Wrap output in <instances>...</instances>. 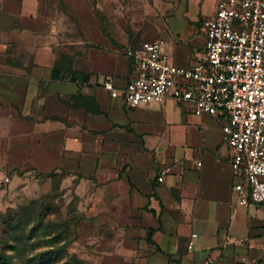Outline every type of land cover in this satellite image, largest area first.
Returning <instances> with one entry per match:
<instances>
[{
  "label": "crops",
  "instance_id": "0c3cea01",
  "mask_svg": "<svg viewBox=\"0 0 264 264\" xmlns=\"http://www.w3.org/2000/svg\"><path fill=\"white\" fill-rule=\"evenodd\" d=\"M216 1L0 0V209L61 173L113 228L117 264H264V205L232 201L219 119L102 87L128 81L125 50L144 41L193 65ZM65 55L83 81L52 76Z\"/></svg>",
  "mask_w": 264,
  "mask_h": 264
},
{
  "label": "built area",
  "instance_id": "2783aa9c",
  "mask_svg": "<svg viewBox=\"0 0 264 264\" xmlns=\"http://www.w3.org/2000/svg\"><path fill=\"white\" fill-rule=\"evenodd\" d=\"M204 49L193 65H175L162 41L126 48L130 76L121 87L110 77L102 87L128 108L191 101L195 113L221 123L231 152V199L264 205V0H217L201 25ZM162 180V176L159 177ZM192 238L197 234L193 233ZM193 246L192 241L188 248Z\"/></svg>",
  "mask_w": 264,
  "mask_h": 264
},
{
  "label": "rangeland",
  "instance_id": "374dc122",
  "mask_svg": "<svg viewBox=\"0 0 264 264\" xmlns=\"http://www.w3.org/2000/svg\"><path fill=\"white\" fill-rule=\"evenodd\" d=\"M35 175L31 197L0 209V264H117L113 228L95 220L84 194L64 187L61 173Z\"/></svg>",
  "mask_w": 264,
  "mask_h": 264
},
{
  "label": "trees",
  "instance_id": "16d2710c",
  "mask_svg": "<svg viewBox=\"0 0 264 264\" xmlns=\"http://www.w3.org/2000/svg\"><path fill=\"white\" fill-rule=\"evenodd\" d=\"M52 76L54 78H67L70 81H83L86 75L81 74L71 68L70 57L65 55L63 60L58 66L53 69Z\"/></svg>",
  "mask_w": 264,
  "mask_h": 264
}]
</instances>
